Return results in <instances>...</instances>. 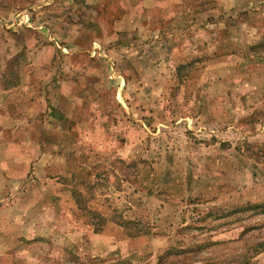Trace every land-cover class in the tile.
Segmentation results:
<instances>
[{"label": "rangeland", "instance_id": "374dc122", "mask_svg": "<svg viewBox=\"0 0 264 264\" xmlns=\"http://www.w3.org/2000/svg\"><path fill=\"white\" fill-rule=\"evenodd\" d=\"M263 42L264 0H0V264H264Z\"/></svg>", "mask_w": 264, "mask_h": 264}, {"label": "trees", "instance_id": "16d2710c", "mask_svg": "<svg viewBox=\"0 0 264 264\" xmlns=\"http://www.w3.org/2000/svg\"><path fill=\"white\" fill-rule=\"evenodd\" d=\"M264 44V42L263 43H258V44H255V45H252V46H249V53L251 54V53H258V49H259V47L261 46V45H263ZM186 65V64H185ZM185 65L183 66H179V69L178 70H180L181 68H183V67H185ZM179 71H178V77H179ZM77 200H79V199H77ZM78 207L79 208H81V204L78 202Z\"/></svg>", "mask_w": 264, "mask_h": 264}]
</instances>
